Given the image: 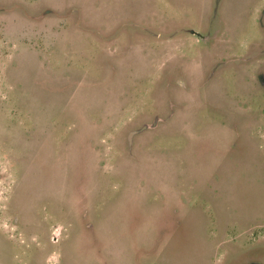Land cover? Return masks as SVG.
<instances>
[{
	"label": "rangeland",
	"instance_id": "obj_1",
	"mask_svg": "<svg viewBox=\"0 0 264 264\" xmlns=\"http://www.w3.org/2000/svg\"><path fill=\"white\" fill-rule=\"evenodd\" d=\"M0 264H264V0H0Z\"/></svg>",
	"mask_w": 264,
	"mask_h": 264
},
{
	"label": "crops",
	"instance_id": "obj_2",
	"mask_svg": "<svg viewBox=\"0 0 264 264\" xmlns=\"http://www.w3.org/2000/svg\"><path fill=\"white\" fill-rule=\"evenodd\" d=\"M160 120L162 119L156 120V123L154 125L159 124ZM133 134L134 132L131 134L130 137V147L132 146L133 143L132 141ZM168 196L169 197L167 198V200L170 199L172 201V204L174 205L168 206L167 207L168 211H166V206L163 207V211H164V213L162 212L163 216H161L162 214H160L161 216L160 221L162 224L161 223H160L161 225L159 224L160 227L159 225H155L156 235L158 236L159 240H163L167 230L170 232L169 234L171 235L174 234L175 238H177L178 236L182 237L183 240L185 241L184 243L191 246L192 242L196 241V231H197L196 216L193 215V212L191 210L189 211L187 208L184 207V200L182 199V194L180 192L173 191L172 194H169ZM170 208H175V210H173L174 211L173 213L170 212L171 211ZM163 224H166L165 226L166 230L165 228H161ZM137 233L138 232H136V234ZM130 234L132 236L135 235L133 234L132 231H130ZM179 244L181 245L182 242H180Z\"/></svg>",
	"mask_w": 264,
	"mask_h": 264
}]
</instances>
